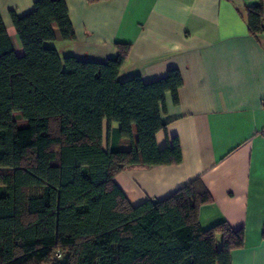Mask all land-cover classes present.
I'll list each match as a JSON object with an SVG mask.
<instances>
[{"label":"trees","instance_id":"obj_1","mask_svg":"<svg viewBox=\"0 0 264 264\" xmlns=\"http://www.w3.org/2000/svg\"><path fill=\"white\" fill-rule=\"evenodd\" d=\"M245 13L249 33L263 35L264 0ZM10 18L23 53L0 16V264H230L243 231L201 228L211 198L199 178L135 206L114 182L127 168L181 161L176 138L156 144L179 71L121 79L129 44L104 62L60 57L46 43L74 39L65 0Z\"/></svg>","mask_w":264,"mask_h":264},{"label":"crops","instance_id":"obj_2","mask_svg":"<svg viewBox=\"0 0 264 264\" xmlns=\"http://www.w3.org/2000/svg\"><path fill=\"white\" fill-rule=\"evenodd\" d=\"M36 0H0V16L16 55L23 51L10 12L22 16ZM253 0H65L74 39L46 43L60 57L104 62L115 44H129L119 77L149 83L177 69V103L167 95L162 149L176 138V165L132 167L114 182L128 202H155L199 178L211 198L198 209L206 230L225 222L243 231L230 264H264V34L252 36Z\"/></svg>","mask_w":264,"mask_h":264},{"label":"built area","instance_id":"obj_3","mask_svg":"<svg viewBox=\"0 0 264 264\" xmlns=\"http://www.w3.org/2000/svg\"><path fill=\"white\" fill-rule=\"evenodd\" d=\"M57 257H59V255H57Z\"/></svg>","mask_w":264,"mask_h":264}]
</instances>
